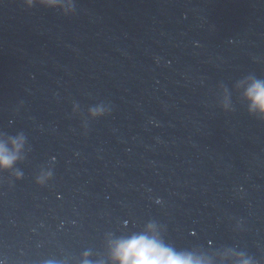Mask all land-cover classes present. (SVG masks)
I'll use <instances>...</instances> for the list:
<instances>
[{
    "label": "water",
    "instance_id": "95a60500",
    "mask_svg": "<svg viewBox=\"0 0 264 264\" xmlns=\"http://www.w3.org/2000/svg\"><path fill=\"white\" fill-rule=\"evenodd\" d=\"M60 3L0 0V137H25L0 261L111 264L154 223L177 252L264 264V116L238 86L264 79V0Z\"/></svg>",
    "mask_w": 264,
    "mask_h": 264
},
{
    "label": "clouds",
    "instance_id": "9594fccd",
    "mask_svg": "<svg viewBox=\"0 0 264 264\" xmlns=\"http://www.w3.org/2000/svg\"><path fill=\"white\" fill-rule=\"evenodd\" d=\"M28 2L31 4L32 0ZM42 3L50 7L57 5L63 7L60 0H42ZM238 86L244 88L243 96L248 102L249 112L264 116V79L250 75ZM88 112L92 119L108 114L103 106L91 107ZM24 143L25 137L22 133L9 137L7 140L0 137V171L10 169L21 158ZM51 175V172L46 174L47 177ZM46 176L39 177L38 183H43ZM109 250L111 264H212L211 259L205 256H198L191 252H177L159 236L154 223H149L145 231L141 233L110 240ZM237 255L238 264H250L249 260L243 258V254ZM88 256L89 253L85 252L82 264H91L87 259ZM0 264L4 262L0 261ZM47 264H54V262L49 261Z\"/></svg>",
    "mask_w": 264,
    "mask_h": 264
}]
</instances>
